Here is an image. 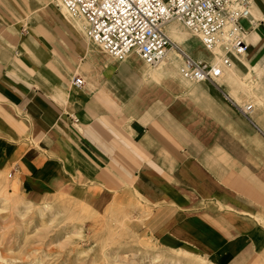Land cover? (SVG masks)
<instances>
[{"label":"crops","instance_id":"obj_1","mask_svg":"<svg viewBox=\"0 0 264 264\" xmlns=\"http://www.w3.org/2000/svg\"><path fill=\"white\" fill-rule=\"evenodd\" d=\"M28 1L34 27L20 22L26 0H0V170L19 177L31 195L103 188L92 199L99 203L112 199L109 184L129 182L155 206L146 220L160 245L188 244L213 264H264V0H253L243 19L257 95L249 115L240 109L248 101L235 102L224 86L204 80L192 95L168 105L158 97L131 120L111 94L128 102L139 92L144 77L126 61L133 52L110 69L90 61L83 73L95 79L91 87L84 81L73 90L60 75L56 86L45 64L54 59L72 80L85 48L78 43L83 60L65 66L39 28L62 24L76 42L79 35L55 6ZM185 98L197 110L183 113Z\"/></svg>","mask_w":264,"mask_h":264},{"label":"rangeland","instance_id":"obj_2","mask_svg":"<svg viewBox=\"0 0 264 264\" xmlns=\"http://www.w3.org/2000/svg\"><path fill=\"white\" fill-rule=\"evenodd\" d=\"M55 8L58 10L59 6ZM34 18L29 1L26 0L20 22L34 27ZM242 24L247 26L248 22L243 20ZM39 29L40 37L49 41L52 51L61 57L60 60L65 66H69V60H83V53L75 52L78 42L64 25L56 24ZM57 44L59 45L56 46ZM187 56L196 59L193 55ZM240 56L232 55L230 59V62L236 64L233 68V78L228 77V67L224 63L220 64L222 76L227 85L232 83L235 89L246 94L247 97L242 100L241 96L238 103L242 104L243 101L255 103L256 81H253L249 74L251 68L245 65L243 57ZM215 58L217 56L211 53L204 61L213 64ZM45 67L49 69L45 70L44 76L50 80L51 73L55 74L53 79L56 86H61L58 78L60 75L64 81L66 79L71 84L73 90H78L72 80L67 79L65 72L56 65L54 59L47 62ZM83 67L77 69L74 74L81 75L88 87H91L96 81L90 75L83 73L89 72L90 66L83 65ZM106 78L104 73L99 78L104 86ZM242 80L245 82L244 85L240 83ZM259 81L264 85V77ZM147 83V89L142 93L141 87L136 95L147 99L153 94L156 99L161 97L168 105L169 95L161 84L151 78L144 80L143 83L140 81V86L144 87ZM120 99L118 105L124 107L125 111L127 101L121 97ZM179 104L183 108V113L192 108L197 110L196 105L189 98L182 99ZM157 108H162V105H157ZM8 173L9 170H0V264H210L208 258L188 244L180 243L174 246L170 241L160 245L152 234V222L146 220L152 218L155 206L143 202L142 205H146L143 207L148 208L151 214L145 219H140L139 209H135L132 205V199L138 195L129 182L124 183L120 189L109 184L108 187L114 194L112 199L109 197L107 201L99 203V200L92 202V199L104 190L103 188H90L84 195L80 193L77 185H70L59 192L37 196L31 195L28 189L21 186L16 196L15 193L14 195L9 193L11 180L10 177V181L6 180ZM62 193L67 198L59 202L57 200ZM27 198L34 199L35 204L38 205L24 202ZM47 200L53 207L43 213L40 211V206ZM156 250L159 252L168 250V252L155 258ZM177 251H185L188 254ZM192 255L195 257L200 255L203 258H195Z\"/></svg>","mask_w":264,"mask_h":264},{"label":"built area","instance_id":"obj_3","mask_svg":"<svg viewBox=\"0 0 264 264\" xmlns=\"http://www.w3.org/2000/svg\"><path fill=\"white\" fill-rule=\"evenodd\" d=\"M67 8L86 20L87 33L117 58L136 51L150 64L163 59L168 50L178 47L167 35L166 24L177 19L197 32L208 47L221 43L233 53L248 50L249 19L253 0H61ZM254 21H251V24ZM231 54L222 55L229 62ZM187 73L198 81L216 82L222 73L219 65L197 61L187 56ZM72 83L84 82L75 75ZM252 104L240 106L246 115ZM12 173H10V176Z\"/></svg>","mask_w":264,"mask_h":264},{"label":"bare ground","instance_id":"obj_4","mask_svg":"<svg viewBox=\"0 0 264 264\" xmlns=\"http://www.w3.org/2000/svg\"><path fill=\"white\" fill-rule=\"evenodd\" d=\"M48 4H53V6H59V11L63 14V17L70 23L71 28L73 31H75L76 34L79 35L80 41L78 43H81L84 45V57L86 58V62H80V69L83 65L89 66L93 60V62L96 63L97 68L100 66L106 67V69H110L113 67H119L120 62L126 59L125 58H117V60L113 57L112 54H110L105 47L95 41L86 30V20L82 15H77L71 12L67 6L61 1V0H35V7L39 9H46V6ZM182 24L184 27H181ZM165 31L167 35L172 39V41L175 43L178 47H172L168 50L166 56L160 60V62H157L159 64H150L147 62L144 58L139 55L136 51H133L128 58L126 59L127 62H129L132 65V70L137 73L139 77H144V80H150L155 79L157 83L161 84V87L164 88L169 95V102H172L176 97H179L181 95H192L191 91H194L195 89L200 88L199 81L194 79L192 76H190L187 73L188 64L186 60L187 55H193L197 61H203L205 60L211 53L215 54L217 58H215L214 65H219L224 63L228 67V77L230 79L234 76V70L233 68L236 66L234 62H225L222 59V55L224 54H231L236 55V53L232 51V49H229V47H226L225 44L221 43L215 47H208L202 40L201 36L192 30L190 27L186 26L182 22H180L177 19L170 20L166 26ZM70 33V32H69ZM71 35V34H70ZM77 38H75L76 40ZM77 41V40H76ZM97 52L102 58L101 60L97 58H94V51ZM247 51H245L243 54H237L238 56L244 55ZM230 56V59H231ZM242 58V56H240ZM192 58V57H191ZM194 59V58H193ZM246 66L251 67L248 63V61L243 59ZM91 61V62H90ZM86 69V68H85ZM250 74V73H249ZM83 79V78H82ZM215 80L218 85L224 86L226 90L228 91V94L230 97L235 101L239 102L241 99V92L240 90L235 89V87L232 86V83L227 85L226 81L224 80L222 73L220 75H217L215 77ZM84 82V79H83ZM242 85L245 84V82L242 80L240 81ZM84 84V83H83ZM82 84V85H83ZM148 83L143 87V85L139 86L140 90L142 87V93L145 89H147ZM114 99L117 101H121V99L114 93L111 94ZM141 95L139 97L135 95L133 98L129 99L128 102H125V111L127 114V120H131L135 117H139L140 113L143 109H145L146 106L150 102L156 99L155 95H151V97L141 98ZM11 180V188L9 190L10 194L15 193L17 196V192L20 189V179L19 177L12 178L10 176V172L8 173V178L6 180ZM9 180V181H10ZM138 189V188H137ZM137 193V192H136ZM14 195V194H13ZM37 196V194H33ZM138 197H134L132 199V205L135 209H139L140 219H145L146 217L150 216L151 211L145 209L142 205L143 201L140 199V195L137 193ZM146 195V194H145ZM14 198V197H13ZM59 199L57 201L63 202L66 197L65 194H61V196L58 197ZM148 198V197H147ZM16 199V198H15ZM24 202L29 203L30 205L37 206L38 204H35L34 199H26ZM53 207L52 203L50 201H45L42 206H40V211L43 213H46L48 210H50ZM129 213L126 215L128 216ZM156 256L155 258L160 257L161 255L168 252V250H164V252L155 251ZM182 252L185 254H188L185 251H177ZM178 254V253H176ZM195 257L194 255H192ZM203 258L202 256L198 255L195 258ZM210 264H213L211 261L208 260Z\"/></svg>","mask_w":264,"mask_h":264}]
</instances>
